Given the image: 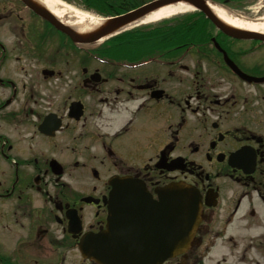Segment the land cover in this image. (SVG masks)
Wrapping results in <instances>:
<instances>
[{"label": "flooded vegetation", "instance_id": "flooded-vegetation-1", "mask_svg": "<svg viewBox=\"0 0 264 264\" xmlns=\"http://www.w3.org/2000/svg\"><path fill=\"white\" fill-rule=\"evenodd\" d=\"M187 18L78 53L24 0H0V264H98L80 241L107 226L116 175L146 202L173 183L200 194L194 241L162 264H264V40ZM198 19L212 36L191 40ZM152 210L123 205L124 231L152 235Z\"/></svg>", "mask_w": 264, "mask_h": 264}, {"label": "water", "instance_id": "water-1", "mask_svg": "<svg viewBox=\"0 0 264 264\" xmlns=\"http://www.w3.org/2000/svg\"><path fill=\"white\" fill-rule=\"evenodd\" d=\"M24 1L31 8L35 9L39 14H41L42 16L47 18L49 21L54 23L59 29H61L62 31L70 35V37L77 42L91 43V42L97 41L145 17L147 14L151 13L154 10H157L166 5L177 4L180 2H185L197 9H201L203 12H205L210 17V19L220 29H222L229 35H232L234 37H239V38L259 37V38L264 39V33H261L258 31H250V30H246V29H242V28H238V27L226 24L212 11V9L210 8V5L208 4L206 0H153V1H150L149 3H146L122 15H118L116 17H111L109 19H106L102 23H100L97 27H94L93 29L87 30V31H79L73 26L64 23L63 21L59 20L46 6L42 4H38L37 2L33 0H24ZM116 184H117V187L113 193V198L120 199L121 198L120 187L118 183ZM169 198H170L169 195L164 197V199H169ZM179 198H182V196H180ZM195 203L196 201L191 195L187 197L186 204L190 207L189 213H194L193 207ZM175 207H176V213H183V210L181 208V203L178 200L175 202ZM176 224H181V222L176 221ZM181 232H182V229L179 230L177 235H174L173 240L177 241L178 239L182 238L179 236ZM174 233H176V231ZM103 237L104 238H102L101 241L99 242L100 247L98 245L94 247V254L100 260L104 262L112 261L115 264H124V261H126L128 262V264H144V261H143L144 259L150 260L152 257V254L150 252L145 253L143 251H140V249H137L131 252L124 251L123 249H121L122 244L120 243L119 238H117L116 243H114L111 246V250L107 251V249H104L103 247L106 244L107 238L106 236H103ZM163 241L166 242L167 238H165V240ZM161 244L162 242H159V245ZM163 256L165 255H162L161 253H157V260H160ZM125 257H127L126 260L122 259Z\"/></svg>", "mask_w": 264, "mask_h": 264}, {"label": "bare ground", "instance_id": "bare-ground-1", "mask_svg": "<svg viewBox=\"0 0 264 264\" xmlns=\"http://www.w3.org/2000/svg\"><path fill=\"white\" fill-rule=\"evenodd\" d=\"M40 1L46 5V7H48L56 16L63 19L64 22L80 30L91 29L102 21L99 17H96L89 12L81 11L80 9H77L63 0ZM209 3L214 12L224 22L242 29L264 33V16L258 18L257 20L245 19V17L240 14L231 13L217 4L212 2ZM189 10L193 9L190 5H187L183 2L166 5L149 13L138 23L144 24L159 21L161 19L178 15Z\"/></svg>", "mask_w": 264, "mask_h": 264}, {"label": "trees", "instance_id": "trees-1", "mask_svg": "<svg viewBox=\"0 0 264 264\" xmlns=\"http://www.w3.org/2000/svg\"><path fill=\"white\" fill-rule=\"evenodd\" d=\"M79 2H82V4L87 8H95L99 12L108 15L114 14L116 11H121L120 5L122 4H125L126 7H132L140 3L141 0H129L127 3H123L120 0H79ZM198 20L200 21L194 22L193 26L189 28L190 38L197 36V33L199 34L200 29L204 26V22H202L201 19ZM180 37H182V35H180ZM118 40L119 38H116L113 40V42L116 43Z\"/></svg>", "mask_w": 264, "mask_h": 264}, {"label": "rangeland", "instance_id": "rangeland-1", "mask_svg": "<svg viewBox=\"0 0 264 264\" xmlns=\"http://www.w3.org/2000/svg\"><path fill=\"white\" fill-rule=\"evenodd\" d=\"M72 6L76 7L77 9H80L81 11L87 12L86 10H84V8H82L80 5L76 4L75 2L71 3ZM238 7L236 10V13H239L241 15H243L245 17V19H253V20H257L260 17L264 16V0H250L249 3L246 5L245 8H242V10L238 11ZM238 11V12H237ZM92 14V11H91ZM94 16H98L97 14H93ZM180 17V16H179ZM174 21H172L171 23H173ZM155 24L157 23H152L149 24L151 26H155ZM140 35H133L132 37H120L119 41L123 42V41H127V40H134L136 38H138ZM106 45L105 43H101V45L96 46L97 50H99L100 48H104ZM75 52L81 53V51L76 50ZM236 258V257H233Z\"/></svg>", "mask_w": 264, "mask_h": 264}]
</instances>
